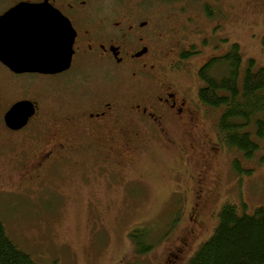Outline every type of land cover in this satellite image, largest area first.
Wrapping results in <instances>:
<instances>
[{
    "label": "rangeland",
    "instance_id": "1",
    "mask_svg": "<svg viewBox=\"0 0 264 264\" xmlns=\"http://www.w3.org/2000/svg\"><path fill=\"white\" fill-rule=\"evenodd\" d=\"M106 1L110 6L115 3ZM165 1L189 24L185 32L191 40L186 37L185 41L195 40L199 43L195 48L201 50L185 58L183 68L190 74L186 84L192 83L193 71L227 53L235 42L241 48L243 67L250 58L255 68L264 66V19H256L242 0H232L240 9L231 20L233 29L219 26L213 14L220 0ZM256 22L259 26L253 30ZM204 27L207 30L201 31ZM211 28L215 33L201 44ZM90 74L88 83L93 87L100 82L114 92L102 96L123 102L128 98L126 86L100 76L95 68ZM203 83L199 79V87ZM10 94L15 98L24 91L14 89ZM45 95L44 100L50 102L52 95ZM57 97L66 106L74 99L64 92ZM204 108V115H198V129L177 135L176 145L141 134L132 124L116 131L118 141H133V160L125 168L111 160L107 164L89 150L77 154L76 163L62 159L42 176L24 183L12 168L36 143L27 133L10 136L0 131V214L9 237L38 264H162L167 252L184 238L187 246L180 264H188L199 245L213 234L223 204L230 201L240 212L253 213L264 203V137L257 139L261 147L252 159L229 151L217 134L220 109ZM64 114L67 120L74 117L72 109ZM196 174H203L200 184ZM199 187L204 193L198 198ZM136 227L152 231L150 238L156 245L151 251L135 252L130 233Z\"/></svg>",
    "mask_w": 264,
    "mask_h": 264
},
{
    "label": "flooded vegetation",
    "instance_id": "2",
    "mask_svg": "<svg viewBox=\"0 0 264 264\" xmlns=\"http://www.w3.org/2000/svg\"><path fill=\"white\" fill-rule=\"evenodd\" d=\"M114 1L110 6L106 0H0V16L22 4H49L65 15L75 30L71 65L64 71H19L0 59V131L10 136L27 133L36 143L12 168L13 173L18 170L21 174L23 183L42 176L62 159L76 163L77 154L89 150L105 163L111 160L125 168L133 160V141H118L116 131H124L130 124L142 130L141 134L161 138L167 146L177 144V135L198 129V115L205 112L199 72L209 60L193 71L192 83L186 84L190 74L183 68L185 58L201 51L195 48L199 44L195 40L185 41L186 37L191 40L185 32L189 24L165 0ZM242 1L252 8L256 19H264V0ZM239 10L232 0H220L213 14L219 26L233 29L231 20ZM256 26L258 22L252 29ZM215 31L211 28L209 35L200 39L201 44ZM94 68L100 76L126 86L128 98L123 102L107 97L114 92L100 82L94 87L88 83ZM14 89L24 94L13 98L10 92ZM60 92L74 95L68 106L63 100L57 102ZM47 93L52 95L50 102L44 100ZM22 100L31 101L34 110L23 127L12 129L6 123V113ZM69 109L74 117L67 120L64 111ZM192 154L197 152L193 149ZM196 175L200 184L203 174ZM203 193L204 188L195 191L198 198ZM186 246L187 241L180 238L162 264H180Z\"/></svg>",
    "mask_w": 264,
    "mask_h": 264
},
{
    "label": "trees",
    "instance_id": "3",
    "mask_svg": "<svg viewBox=\"0 0 264 264\" xmlns=\"http://www.w3.org/2000/svg\"><path fill=\"white\" fill-rule=\"evenodd\" d=\"M199 74L204 82L199 90L202 102L220 109L216 127L221 145L252 159L261 147L257 139L264 137V66L255 68L250 58L243 67L241 48L235 42L227 53L210 59ZM151 232L145 227L132 230L135 252L155 247ZM0 264H38L9 237L1 214ZM188 264H264V203L253 213L240 212L230 201L223 204L213 234L199 245Z\"/></svg>",
    "mask_w": 264,
    "mask_h": 264
},
{
    "label": "water",
    "instance_id": "4",
    "mask_svg": "<svg viewBox=\"0 0 264 264\" xmlns=\"http://www.w3.org/2000/svg\"><path fill=\"white\" fill-rule=\"evenodd\" d=\"M74 37L70 20L52 5L22 4L0 16V59L19 71H64L71 65ZM33 110L29 100L15 103L6 113L7 125L23 127Z\"/></svg>",
    "mask_w": 264,
    "mask_h": 264
}]
</instances>
